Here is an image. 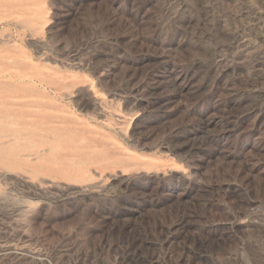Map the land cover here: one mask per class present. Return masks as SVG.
I'll return each mask as SVG.
<instances>
[{
  "label": "rangeland",
  "instance_id": "374dc122",
  "mask_svg": "<svg viewBox=\"0 0 264 264\" xmlns=\"http://www.w3.org/2000/svg\"><path fill=\"white\" fill-rule=\"evenodd\" d=\"M6 103L0 264H264V0H0Z\"/></svg>",
  "mask_w": 264,
  "mask_h": 264
},
{
  "label": "bare ground",
  "instance_id": "6f19581e",
  "mask_svg": "<svg viewBox=\"0 0 264 264\" xmlns=\"http://www.w3.org/2000/svg\"><path fill=\"white\" fill-rule=\"evenodd\" d=\"M237 64V63H236ZM229 67V66H228ZM230 68V67H229ZM228 73V72H227ZM11 99V98H10ZM1 105H3V104H1ZM4 106V110H5V113H4V115H2V113H0V140L1 139H6V138H9L10 136H11V130H9L10 129V127H12V125L13 124H15V123H12L11 121H6L7 119L9 120V118H7V116L9 115L8 114V112H9V105L6 103V104H4L3 105ZM7 108H6V107ZM12 107V106H11ZM11 115V114H10ZM4 116H6V120L4 121ZM12 116V115H11ZM10 116V117H11ZM14 117V116H13ZM16 119V118H15ZM16 122V121H15ZM17 125H21V124H15V127L17 126ZM26 125V124H25ZM19 127V126H18ZM23 127V126H22ZM29 126H27V128H28ZM30 128V127H29ZM12 129H14V128H12ZM18 129H16L15 128V130H13V131H17ZM12 131V132H13ZM20 131V130H19ZM18 131V132H19ZM14 134H15V132H14ZM17 134V133H16ZM21 134V133H20ZM26 135H27V133H26ZM26 135H24V136H26ZM32 135V134H31ZM20 136V135H19ZM19 136H18V138H19ZM11 137H13V136H11ZM22 137V136H21ZM17 137H15V139H16ZM25 138V137H24ZM28 138V137H27ZM26 138V139H27ZM10 139V138H9ZM13 139H14V137H13ZM20 139V138H19ZM19 139H17L16 141L18 142V140ZM23 139V138H22ZM8 141V140H7ZM7 141H6V143H7ZM9 141H11V140H9ZM12 141H14V140H12ZM16 141L14 142V143H16ZM12 143V142H11ZM10 143V144H11ZM13 143V144H14ZM3 144V143H2ZM5 144V143H4ZM9 143H8V145H10ZM5 145H7V144H5ZM34 146H38L37 144H34L33 145V147ZM1 147H4V146H1ZM0 147V148H1ZM7 148V147H6ZM8 148H10L9 146H8ZM26 151V150H25ZM27 152V151H26ZM25 153V152H24ZM21 154V153H20ZM23 154V153H22ZM23 156V155H22ZM21 156V157H22ZM21 157H20V159H21ZM32 157V155L30 156V158ZM29 157H28V159H30ZM37 158H39V157H37ZM26 160V159H25ZM28 161V160H27ZM34 161V160H33ZM30 162V161H29ZM4 245V244H3ZM6 245V244H5ZM22 247V246H21ZM14 252V251H13ZM13 252H12V250L10 251L9 250V248H7V247H5V248H3V249H1V251H0V257H3V258H7L8 256H11L12 254H13ZM16 253V252H15ZM16 257H18L19 259H21V258H23V257H25V255L27 256V254L26 253H24V252H21V253H19V252H17L16 254ZM13 256V255H12ZM11 256V257H12ZM30 257H32V256H30ZM13 258V257H12ZM28 258V257H27ZM36 258V257H35ZM10 259V258H9ZM13 260V259H12ZM15 260V259H14ZM23 260V259H22ZM30 260V259H29ZM36 260H38V262L40 263V264H44V259L43 258H38V259H36ZM10 261V260H9ZM24 261H25V259H24ZM28 262V261H27ZM36 262V261H35ZM46 262V261H45ZM19 264H20V262H19ZM32 264V263H31Z\"/></svg>",
  "mask_w": 264,
  "mask_h": 264
}]
</instances>
